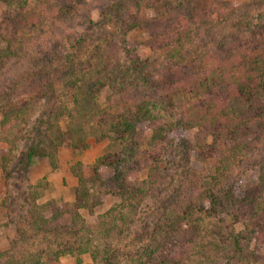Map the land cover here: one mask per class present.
Instances as JSON below:
<instances>
[{
  "label": "trees",
  "instance_id": "1",
  "mask_svg": "<svg viewBox=\"0 0 264 264\" xmlns=\"http://www.w3.org/2000/svg\"><path fill=\"white\" fill-rule=\"evenodd\" d=\"M53 1L57 16L73 11L68 0ZM17 3L3 15L10 25L0 51V66L17 56L27 61L0 91V127L10 118L22 120L26 127L16 169L22 172L34 157L49 155L46 149L53 151L64 142L59 125L63 118L71 144L85 146L89 136L107 140L110 150L91 166L99 185L104 181L98 177L100 166L114 169L119 178L124 168L136 172L135 167L144 163L146 175L132 188L125 176L119 178L110 191L120 202L99 215L95 225L88 224L80 210L102 198L91 200L88 188L79 183L73 202L37 203L36 194L24 197L25 215L8 249L0 250V264H51L63 255L74 257L76 264L83 255L98 264L131 259L135 264H182L184 257L189 260L184 247L189 243H198L194 253L199 258L216 253L211 262L223 258L224 264H250L259 256L251 245L263 238L264 12L257 22L246 13L236 19L229 12L220 13L224 0H110L95 23L100 28L111 25L110 30L87 42L78 35L54 57L28 55L12 47L18 37L17 42L24 40L22 33L48 20L25 7L29 0ZM50 17L53 22V14ZM258 25L261 28L255 30ZM133 29L147 35L145 59L124 47L123 36ZM32 85L37 86L34 96L28 90ZM17 89L24 96H16ZM102 89L107 91L103 101ZM36 94L42 102L31 101ZM34 129L37 138L29 135ZM178 129L192 131V141L182 144V139L171 137ZM178 144L192 153L199 167L190 165V157L185 159L166 202L158 198L165 185L164 169L159 180L157 167L161 155ZM251 168L259 170L256 185L238 193L233 186ZM152 211L155 219L145 222ZM141 214L145 215L139 228L149 239L135 251L100 248L95 242L99 235L120 233L126 222L139 220ZM235 224L241 227L237 231ZM170 238L180 243L179 252L167 245Z\"/></svg>",
  "mask_w": 264,
  "mask_h": 264
},
{
  "label": "rangeland",
  "instance_id": "2",
  "mask_svg": "<svg viewBox=\"0 0 264 264\" xmlns=\"http://www.w3.org/2000/svg\"><path fill=\"white\" fill-rule=\"evenodd\" d=\"M70 2L73 11L57 16L56 12L52 9L53 0H40L35 3V0H29L28 10L36 12V14L46 15L47 24L45 26L37 27L28 32L22 33L24 40L19 43L17 41L12 44V47H21L24 53L28 55L38 56L47 55L54 57L57 55L58 51L63 52L68 46V42L77 37L78 35L86 39V42L90 39H94L99 33H106L109 26H96V22L99 20L98 12L106 6L110 0H68ZM224 4L220 6V13H230V18L232 16L236 17L239 13H246L248 16L253 17L254 21H260L261 18L258 14L264 12V0H224ZM17 0H0V51L5 49L6 46V36H8L7 30L10 25L9 20L4 22V13L9 8L17 6ZM47 5V6H46ZM48 7L51 9L49 10ZM70 7V8H71ZM47 8V9H46ZM230 9V10H227ZM36 10V11H35ZM49 10V11H48ZM53 10V11H52ZM49 12V13H48ZM67 12V11H66ZM53 14V22H49L50 15ZM3 22V23H2ZM264 23V21H263ZM103 25V24H102ZM261 26L258 25L255 30L260 29ZM249 34H247L248 36ZM249 37V36H248ZM89 38V39H88ZM125 38V45L127 50H129L132 55L138 58L145 59L148 55L147 48V35L139 30L133 29L125 33L123 36ZM91 47V46H90ZM88 45L85 46L84 50H87ZM40 50L39 53L37 51ZM123 52L125 49L123 48ZM6 60V59H5ZM27 61L23 56H17L11 60H7L2 66H0V91L9 82L16 79L17 74L25 68ZM37 84V83H36ZM22 87V86H21ZM19 87V88H21ZM18 88V89H19ZM18 89L16 92H18ZM37 89L36 85L28 87L29 92L33 94ZM16 96H24L23 91H19ZM107 91L102 89L100 92V99L103 101ZM26 100V99H25ZM30 101V100H29ZM31 101L42 102L43 99L36 97ZM36 108V107H34ZM1 113V112H0ZM37 114L35 110L34 116ZM1 119V114H0ZM9 122L5 124V127H0V250H6L9 247V242L16 236V225L19 224L25 215V208L22 207L23 198H31L29 196H38L37 203L43 202L48 199H55L56 201H69L73 202L76 196V187H87L89 190V198L95 200L97 198H102L101 202L94 205L91 208L84 207L80 210V214L90 225H95L96 221L99 219L98 216L103 214L107 209L112 206H116L120 202L119 195L111 193L110 190L115 189V185L119 178H124L125 183L128 187L132 188L140 180H142L146 175V170L141 168L143 164H139L135 167L136 172H127L124 168L123 172L116 176L114 169L106 166H100L98 168L99 180H104L101 185L99 181L93 176L91 166L94 164L95 159L99 155L105 154L110 147L107 146L106 139H95L89 136L87 139V144L83 146L81 143L71 144L70 138L66 132L65 120L60 119V129L64 132V142L55 148L53 151H46L49 155L34 157L35 160L32 161L25 170L22 172L17 170L19 164L20 152L22 151V139L26 135V127L22 120H16L10 118ZM46 126V123L44 124ZM29 135L34 138L39 136L37 129L29 131ZM150 132V130H149ZM192 131L176 130L171 137L176 136L177 139H182L183 141H192ZM38 140H40L38 138ZM183 145H179L176 150L168 149L166 156L161 155V160L158 163L159 169V180L161 178L162 169H164L162 185L164 191L158 195V198L166 199V202L171 199L170 192L172 186H176V172H179L182 166H185V159L191 158L190 165L194 168H198V162L192 159V153L183 152ZM161 153V150H158ZM165 157V159H164ZM137 164V163H136ZM89 167L83 171L85 167ZM80 178L78 179V175ZM125 174V175H124ZM258 168H251L247 170L238 183L233 187L240 193V191L252 189L258 181ZM31 187H27V185ZM31 184V185H30ZM33 187V188H32ZM184 188V187H183ZM35 192V193H34ZM168 194V197H167ZM168 198V199H167ZM28 201V200H27ZM158 204H161L158 199ZM166 202L162 203L163 205ZM25 204V203H24ZM160 206V205H159ZM160 209H164L161 205ZM149 213L146 215L145 222H152L150 219H155V214ZM145 214H141L139 220L133 219L129 223L123 225L122 231L119 233L113 232L110 236L99 235V240L95 242L101 246H107L110 248H119L120 250L132 252L138 247L143 245L149 239V235H145L139 228L141 219H144ZM208 217H203V222L208 226H211L213 230L217 227L210 221ZM227 223L232 222V218L226 219ZM118 222V221H117ZM143 223V221H142ZM261 231L263 238L257 242H252V250L259 254L257 257H253L250 260V264H261L258 259L264 261V216L261 218ZM236 231L241 227L239 224L233 226ZM224 228V225H223ZM150 231H147V234ZM142 235H141V234ZM167 245H170L174 250H181L179 248V242L174 238L165 240ZM260 241V245L258 242ZM198 243L186 244L184 247L187 249L188 261L184 258L181 259L182 264H224L223 258H215L216 253L209 251L206 254V258H199L194 252L198 248ZM155 246V245H154ZM153 246V247H154ZM162 246V244H161ZM162 248V247H161ZM165 249L168 247L164 246ZM162 250V249H161ZM179 252V251H178ZM121 253V252H120ZM132 255V254H131ZM69 257V258H67ZM208 257V258H207ZM144 258V257H143ZM210 260V262L208 260ZM98 262V261H97ZM93 262L88 258V255H83L81 259V264H98ZM135 259L130 261H123L121 264H135ZM51 264H76L74 257L70 255H63L60 257L59 261L52 262Z\"/></svg>",
  "mask_w": 264,
  "mask_h": 264
},
{
  "label": "crops",
  "instance_id": "3",
  "mask_svg": "<svg viewBox=\"0 0 264 264\" xmlns=\"http://www.w3.org/2000/svg\"><path fill=\"white\" fill-rule=\"evenodd\" d=\"M67 258H69V257H67Z\"/></svg>",
  "mask_w": 264,
  "mask_h": 264
}]
</instances>
